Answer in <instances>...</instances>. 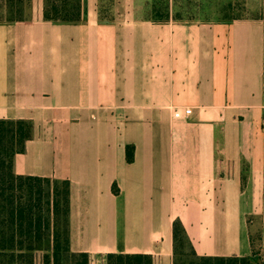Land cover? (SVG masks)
<instances>
[{
  "label": "crops",
  "instance_id": "obj_1",
  "mask_svg": "<svg viewBox=\"0 0 264 264\" xmlns=\"http://www.w3.org/2000/svg\"><path fill=\"white\" fill-rule=\"evenodd\" d=\"M97 3L78 24L0 21V120L32 124L13 173L69 182L70 251L90 264H173L176 219L198 256H250L252 218L264 246V19L108 22Z\"/></svg>",
  "mask_w": 264,
  "mask_h": 264
},
{
  "label": "trees",
  "instance_id": "obj_2",
  "mask_svg": "<svg viewBox=\"0 0 264 264\" xmlns=\"http://www.w3.org/2000/svg\"><path fill=\"white\" fill-rule=\"evenodd\" d=\"M0 12L5 17L0 21L33 19L78 24L84 18V0H0ZM99 15L108 22L115 20L100 11ZM144 18L155 22L177 20L168 11ZM31 136V122L0 120V264H90L89 254L70 251L69 182L13 173V158L24 152ZM127 161H132L130 146ZM172 231L173 264H264V259L257 256L252 236L250 256L212 257L196 254L180 220H174ZM100 259L99 264H158L156 257L146 254L110 253Z\"/></svg>",
  "mask_w": 264,
  "mask_h": 264
},
{
  "label": "rangeland",
  "instance_id": "obj_3",
  "mask_svg": "<svg viewBox=\"0 0 264 264\" xmlns=\"http://www.w3.org/2000/svg\"><path fill=\"white\" fill-rule=\"evenodd\" d=\"M97 9L107 18L116 20L118 13L132 19L156 17L167 11L173 19L185 21L212 23L227 17L264 19V0H98ZM1 17L5 18L0 12ZM259 223V219L252 218L249 230L255 241L257 256L263 260L264 246L257 240L261 232Z\"/></svg>",
  "mask_w": 264,
  "mask_h": 264
},
{
  "label": "built area",
  "instance_id": "obj_4",
  "mask_svg": "<svg viewBox=\"0 0 264 264\" xmlns=\"http://www.w3.org/2000/svg\"><path fill=\"white\" fill-rule=\"evenodd\" d=\"M186 112H189V110H187Z\"/></svg>",
  "mask_w": 264,
  "mask_h": 264
}]
</instances>
